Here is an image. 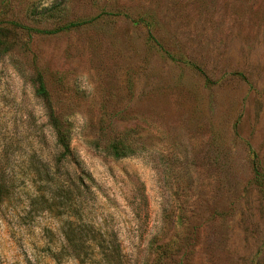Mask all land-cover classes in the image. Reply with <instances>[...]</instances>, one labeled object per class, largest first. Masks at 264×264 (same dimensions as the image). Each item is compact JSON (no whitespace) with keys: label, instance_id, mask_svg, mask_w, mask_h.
Returning a JSON list of instances; mask_svg holds the SVG:
<instances>
[{"label":"rangeland","instance_id":"rangeland-1","mask_svg":"<svg viewBox=\"0 0 264 264\" xmlns=\"http://www.w3.org/2000/svg\"><path fill=\"white\" fill-rule=\"evenodd\" d=\"M0 26V264H55L79 226L117 239V264L150 262L153 238L168 264H264V0H0ZM38 73L71 130L62 166ZM117 139L135 153L109 157Z\"/></svg>","mask_w":264,"mask_h":264},{"label":"trees","instance_id":"trees-1","mask_svg":"<svg viewBox=\"0 0 264 264\" xmlns=\"http://www.w3.org/2000/svg\"><path fill=\"white\" fill-rule=\"evenodd\" d=\"M93 19L89 20H80L76 22H70L68 24H64L58 28L52 30H39V29H31L25 28L24 26L14 24L13 26L19 27L21 30H27L29 32H34L38 34H56L61 31H69L74 28H78L85 24L92 22ZM10 31L6 27L0 26V56L5 55L8 52L7 48V37ZM34 95L37 99H39L45 109V115L47 120V125L52 130L55 137V146L58 149L56 155V162L59 165L65 164L71 157V149H70V138H71V130L70 127L64 126L63 123L56 117L54 110L52 108L49 93L47 91L46 85L43 81V78L40 73H38L34 79ZM105 153L114 159H121L132 156L135 153V149L128 145L124 140L117 139L108 144L105 149ZM83 171H81L78 175L75 176L76 183L72 190L68 187L64 186H56L54 189V195L61 201V205H69L72 202L73 197H75L76 208L78 210V206H80V202L84 197H86L87 192L84 190L83 179L88 178ZM84 190V191H83ZM7 187L4 185H0V202L2 201L3 195L7 193ZM71 196H73L71 198ZM76 210V212H77ZM75 231L77 232H85V228L83 226H79L78 229L69 230L72 233V236L66 238L58 251H50V258L55 262V264H62L63 257L69 258L72 257L74 259H89L85 249L89 248L91 250V263L92 264H117L121 261L122 255L120 251V245L117 239H105V238H91L89 240L81 239L74 236ZM89 241V242H88ZM173 240H158L157 238H153L148 242V254L151 256V261L146 262L145 264H168V261L174 255L173 248ZM64 246H68L72 249L73 254L64 255L62 251H64ZM144 264V263H143Z\"/></svg>","mask_w":264,"mask_h":264}]
</instances>
